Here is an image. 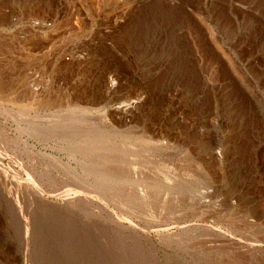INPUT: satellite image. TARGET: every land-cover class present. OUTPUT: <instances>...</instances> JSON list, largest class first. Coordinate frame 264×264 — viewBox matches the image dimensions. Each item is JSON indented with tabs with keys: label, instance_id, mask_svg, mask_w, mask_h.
Wrapping results in <instances>:
<instances>
[{
	"label": "rangeland",
	"instance_id": "1",
	"mask_svg": "<svg viewBox=\"0 0 264 264\" xmlns=\"http://www.w3.org/2000/svg\"><path fill=\"white\" fill-rule=\"evenodd\" d=\"M0 88V264H264V0H0Z\"/></svg>",
	"mask_w": 264,
	"mask_h": 264
},
{
	"label": "bare ground",
	"instance_id": "2",
	"mask_svg": "<svg viewBox=\"0 0 264 264\" xmlns=\"http://www.w3.org/2000/svg\"><path fill=\"white\" fill-rule=\"evenodd\" d=\"M47 26H48V25H47ZM47 26H46V24H45V25H44V24L42 25L41 30H40L41 33L49 34V33H51V32L53 31V28H49V27H47ZM0 92H1V96H2V94H4V92L1 90V88H0ZM4 95H5V94H4ZM7 96H8V95H7ZM7 96H6V97H7ZM6 97L4 96V99H5ZM9 98H10V97H9ZM9 98H8V100H9ZM2 99H3V96H2ZM4 99H3V100H4ZM12 100H13V99H12ZM29 103H30V102L25 101V102H24V106H25L26 104H29ZM32 104H33V103H32ZM21 106H22V105H21ZM83 124H84V123H83ZM91 140H92V139H91ZM95 142H96V141H95ZM108 148H109V149H108ZM108 148H106V149H107V150H114V149H115L114 146H112V147H108ZM115 159H116V158H115ZM116 160H118V159H116ZM113 161H114V160H113ZM114 164H115V163H114ZM154 166H156V165H154ZM157 168H158V167H157ZM163 168L165 169V167H163ZM158 169H159V168H158ZM164 169H163V170H164ZM155 170H156V169H155ZM161 170H162V169H161ZM165 170H167V169H165ZM167 171H169V170H167ZM167 173H168V174H167L168 176L165 174L166 177H168V178H167V181L169 182V180H174V176H175V175L173 176V179H172V178H171L172 176H171V177H169V176H170L171 174L173 175V173L170 172V171L167 172ZM169 174H170V175H169ZM160 175H161V174H160ZM165 175H164V176H165ZM166 177H165L164 179H166ZM160 179H161V178H160ZM175 179H176V178H175ZM158 182H159V181H157V183H158Z\"/></svg>",
	"mask_w": 264,
	"mask_h": 264
}]
</instances>
